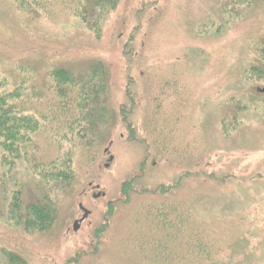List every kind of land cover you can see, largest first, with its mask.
Returning <instances> with one entry per match:
<instances>
[{"label": "rangeland", "instance_id": "obj_1", "mask_svg": "<svg viewBox=\"0 0 264 264\" xmlns=\"http://www.w3.org/2000/svg\"><path fill=\"white\" fill-rule=\"evenodd\" d=\"M44 1L0 0V79L31 102L34 71L38 89L52 68L79 78L100 62L112 122L83 148L74 104L54 114L43 90L41 132L0 175L56 218L27 226L0 187V264H264V0ZM34 147L74 177L66 192L27 172Z\"/></svg>", "mask_w": 264, "mask_h": 264}, {"label": "trees", "instance_id": "obj_2", "mask_svg": "<svg viewBox=\"0 0 264 264\" xmlns=\"http://www.w3.org/2000/svg\"><path fill=\"white\" fill-rule=\"evenodd\" d=\"M12 1L18 4L19 9L22 11L32 10L33 8L34 11L38 8L43 10L48 8V2H43V0ZM95 1L97 7L104 0ZM106 2L117 3L116 0H106ZM261 53L262 57L257 74L259 79L264 78V50ZM255 71V68L251 69V73ZM16 75L19 78L18 69ZM37 77L38 73L34 71L31 78L33 85L30 88L31 94H29L31 102L24 100L25 82L14 79L11 81L0 79V173H2L1 169L4 168L8 155L16 154L18 158H21L25 145L30 141L34 143L39 129L41 132L35 105H38L42 99L43 90L54 91L53 96L57 103L52 100L54 101L52 105L57 110L54 114L68 109L71 107V103L74 104L75 110L71 112V117H66L64 121L66 124L71 125V130H76L75 134L77 132V136H82V140L86 141V144L82 145L83 148L92 144L95 146L102 142L105 138V133L110 128L112 117L107 103L109 76L105 65L97 62L93 64L86 76L79 78L71 70L52 68L45 76V79L54 78L53 84L47 87L44 82L43 88L38 89L35 85V83L37 84ZM88 79L90 82L87 81ZM261 92L264 93V90H261ZM51 109L49 113H51ZM34 150L35 152L31 155L30 162H36V166L30 164L27 172L39 177L44 182H56L57 191L66 192L72 186L71 182L74 177H71V174L66 170L57 169V164L55 163L57 160L54 162L47 161L46 163L39 158L38 154H41V150L38 152L36 147H34ZM26 155L28 156L27 153ZM8 176L12 182L7 181ZM10 184H14V186ZM0 187L2 192L10 191L12 195L9 213L14 212L19 219L25 221L27 226L46 231L54 224L56 210H53L54 206L48 199L38 200L28 204V206L23 205L22 186L17 176L9 175V171L3 172L0 175Z\"/></svg>", "mask_w": 264, "mask_h": 264}, {"label": "flooded vegetation", "instance_id": "obj_3", "mask_svg": "<svg viewBox=\"0 0 264 264\" xmlns=\"http://www.w3.org/2000/svg\"><path fill=\"white\" fill-rule=\"evenodd\" d=\"M99 195H100V194H99ZM79 208H80V205H79ZM80 209H81V208H80ZM81 210H82V209H81ZM82 212H83V217H84V211L82 210ZM83 217H82L81 219H77V220H75V222H76V221H80V223H79L77 229H76V226H77V225H75V222L73 223V230H74L75 232H78V230L81 228V226H82V224L84 223V221L88 218V217H87L86 219L82 220ZM81 220H82V221H81Z\"/></svg>", "mask_w": 264, "mask_h": 264}, {"label": "water", "instance_id": "obj_4", "mask_svg": "<svg viewBox=\"0 0 264 264\" xmlns=\"http://www.w3.org/2000/svg\"><path fill=\"white\" fill-rule=\"evenodd\" d=\"M80 208L84 211V217H83V219H82V220H84V219H86V218L89 216L90 212H89L88 210L84 209V207H83L82 205H80ZM82 220H81V221H82ZM79 223H80V221H76V222H75V225H77V226H76V229H77Z\"/></svg>", "mask_w": 264, "mask_h": 264}]
</instances>
